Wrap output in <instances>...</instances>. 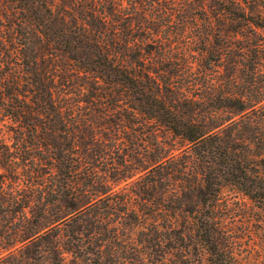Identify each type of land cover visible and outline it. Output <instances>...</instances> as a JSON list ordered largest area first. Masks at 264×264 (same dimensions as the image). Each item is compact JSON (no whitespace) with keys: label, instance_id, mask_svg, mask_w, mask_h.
Returning <instances> with one entry per match:
<instances>
[{"label":"trees","instance_id":"trees-1","mask_svg":"<svg viewBox=\"0 0 264 264\" xmlns=\"http://www.w3.org/2000/svg\"><path fill=\"white\" fill-rule=\"evenodd\" d=\"M171 1L119 0L121 35L109 0H0V264H243L221 193L264 211V0Z\"/></svg>","mask_w":264,"mask_h":264},{"label":"rangeland","instance_id":"rangeland-1","mask_svg":"<svg viewBox=\"0 0 264 264\" xmlns=\"http://www.w3.org/2000/svg\"><path fill=\"white\" fill-rule=\"evenodd\" d=\"M109 1L110 2L107 7L109 8L112 14L109 17L111 19L112 31H114V33L117 32V34L123 35V26L121 24L125 25V21L122 19V16L116 12L119 0ZM144 5L145 6H142V8H145L146 11L152 9L154 6L160 11L162 10L164 12H171L170 8L173 6V2L171 0H146V3ZM122 15H125L124 12ZM176 27L177 25L175 26V28ZM143 34L144 33L140 31V36H142ZM194 35L195 34L193 30L191 32V35L189 36ZM176 42H179L177 46H175ZM171 46L173 48L175 46L176 51L179 52L186 49V52L193 51V49L191 50V48H188L190 47V45L188 44L187 40L178 41L174 39V41L171 43ZM77 94L78 93L69 95L70 101H68V103L77 105V101L79 100V96ZM133 128L138 130L134 133V141L137 140L136 142L140 144V136H144L140 134V124H136ZM164 137L166 138V136ZM168 143H173L170 147H173L175 149L184 147L182 146L184 143L180 139L177 138L173 140L171 136L169 137ZM135 146H137V144H135ZM180 150H175V153H178ZM138 157L140 158L141 156L139 155ZM137 176H139V174L135 177ZM131 180L132 179H130L129 181ZM125 185L126 182H123L120 186H117L115 189L120 190L121 192H128L131 197L135 198L132 199V201L130 202V206L138 207L139 204L142 205L145 200L142 196H140L138 186H133L130 184L128 188L122 190L121 188L126 187ZM221 205L224 208L227 207V210H225V214H223V220L225 221V223H227V225L230 226V228L235 232V235L237 236V247L239 248L241 253L239 255L240 263L264 264V211L259 208L253 200H251L243 193L239 192L231 186H227L222 190ZM117 219V221L120 220L119 217H117ZM117 221L113 224H117L120 226L121 229L125 230V232L128 234L132 241L134 239L136 240L137 232L140 230V228L143 227V225H145L146 222H142L139 219L136 224H132L130 227L128 226V228H124L122 226V223L118 224ZM120 221H122V219ZM62 251H64L66 264H72V262L75 261L74 257L72 256V253L64 249H62ZM195 258H199V260L196 261L194 264H207V253L205 250L199 248L198 255H196L194 259Z\"/></svg>","mask_w":264,"mask_h":264}]
</instances>
